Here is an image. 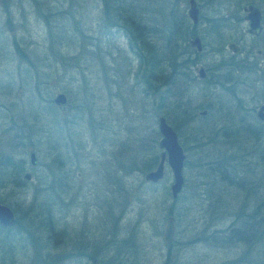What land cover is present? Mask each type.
Returning a JSON list of instances; mask_svg holds the SVG:
<instances>
[{"label":"rangeland","instance_id":"374dc122","mask_svg":"<svg viewBox=\"0 0 264 264\" xmlns=\"http://www.w3.org/2000/svg\"><path fill=\"white\" fill-rule=\"evenodd\" d=\"M195 1L192 25L188 0H123L136 35L102 0H0V203L14 215L0 226V264H264V142L244 128L264 81L240 72L218 86L240 34L212 19L232 0ZM240 47L237 58L258 60L264 42ZM159 116L184 153L176 198L166 163L159 181L143 179L158 162Z\"/></svg>","mask_w":264,"mask_h":264},{"label":"flooded vegetation","instance_id":"af4514ba","mask_svg":"<svg viewBox=\"0 0 264 264\" xmlns=\"http://www.w3.org/2000/svg\"><path fill=\"white\" fill-rule=\"evenodd\" d=\"M241 0H232L230 3L229 9H226V5L222 4L220 5V10L216 11L214 14V18L212 19L213 25L215 28H218L221 30L222 23H230L232 24L230 27V30L235 32H238L240 35L238 39H236L235 34L231 33L232 37L234 39H230L226 43V50H228L229 55L227 58H222V61L220 65H224L227 68V71L230 72L229 75H224L223 81L218 80V86L226 88L229 90V87H234L236 85V82L234 81V76L236 73L240 72H254L259 73L257 75L260 77L262 81H264V49L263 51L260 48L254 49V56H261L260 59H252L250 57L249 51H246L243 58H237L239 54H241V47L240 42L243 40V36H247L251 38L252 43H256L258 41L264 42V5L261 4H255L251 0H244L243 2H240ZM196 7H197V20L195 23H192L189 19L186 11V15L188 19L190 20L192 25L198 24V22L201 19L200 16V10L199 7L194 0ZM234 3V4H233ZM233 4V6L231 5ZM188 10V9H187ZM258 16V25L257 26H250V21H253L250 17ZM214 28V29H215ZM225 27H223L224 29ZM218 33V46L222 45L220 40V34L221 31H217ZM194 37V36H193ZM192 37V38H193ZM199 38V37H198ZM191 40V39H190ZM189 40V41H190ZM200 40V38H199ZM225 43V42H224ZM201 44V41H200ZM243 44V43H242ZM251 44L248 46L249 48L252 47ZM219 51H221L222 47L218 48ZM224 49V48H223ZM204 69V68H203ZM205 71V70H204ZM206 77V71L205 76L200 79H204ZM263 78V79H262ZM204 114L206 113L205 110ZM248 112H251L252 115L248 121L244 123V128L246 130V133L248 137L253 139V141L258 142L260 139L263 138L262 143L264 142V102L259 103L255 107H250ZM203 114V115H204ZM264 149V148H263ZM264 209V203L260 204V209ZM262 216V212H261ZM263 219V216H262ZM228 236L229 240L232 242L234 239H236V228L233 223H230L228 226Z\"/></svg>","mask_w":264,"mask_h":264},{"label":"water","instance_id":"95a60500","mask_svg":"<svg viewBox=\"0 0 264 264\" xmlns=\"http://www.w3.org/2000/svg\"><path fill=\"white\" fill-rule=\"evenodd\" d=\"M188 10L187 15L192 23L197 20V7L194 0H188ZM253 21H250V26L258 25V16L250 17ZM189 45L194 47L196 51L201 50V44L198 37L194 36L190 41ZM198 78H203L205 76V71L202 67H195ZM66 101L65 95L61 92L57 93L52 102L56 106L63 105ZM201 115L204 111L200 112ZM157 129L161 135L158 142V147L160 148L159 158L156 166L145 172L143 179L146 182L155 183L159 181L164 173V164L166 163L169 171L172 175V183L170 185V195L171 198H176L177 194L180 192L183 184V178L181 175L182 165L184 160V153L181 146L178 143L175 131L166 123L162 116L157 118ZM35 156L34 153L29 154V164L34 165ZM23 177L27 180L29 179V174L24 173ZM14 221L13 211L6 205L0 203V226L8 227ZM174 233L173 217L168 215L165 219V225L162 234V241L164 243H169L172 240ZM92 264H95L94 262Z\"/></svg>","mask_w":264,"mask_h":264},{"label":"trees","instance_id":"16d2710c","mask_svg":"<svg viewBox=\"0 0 264 264\" xmlns=\"http://www.w3.org/2000/svg\"><path fill=\"white\" fill-rule=\"evenodd\" d=\"M102 2L104 4L105 11L110 13L112 17H115V19H117L118 22H122L123 24L127 26L129 25L131 30L133 32L135 31L136 35L142 34V31H140L142 27L138 25L137 23H134L130 14L127 13V9H125L124 5L122 4L123 0H102ZM131 36L134 37L135 35H130L128 37L129 41L132 40ZM140 42H142V40H140ZM169 75L170 74H166V73H160V74L157 73L155 80L157 81L159 85L168 84L167 80H169Z\"/></svg>","mask_w":264,"mask_h":264}]
</instances>
